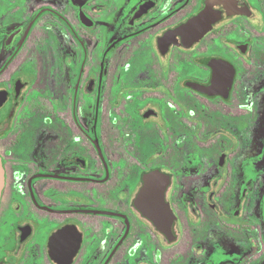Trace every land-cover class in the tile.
I'll return each instance as SVG.
<instances>
[{"label": "flooded vegetation", "instance_id": "af4514ba", "mask_svg": "<svg viewBox=\"0 0 264 264\" xmlns=\"http://www.w3.org/2000/svg\"><path fill=\"white\" fill-rule=\"evenodd\" d=\"M0 160V264H264V0H0Z\"/></svg>", "mask_w": 264, "mask_h": 264}, {"label": "water", "instance_id": "95a60500", "mask_svg": "<svg viewBox=\"0 0 264 264\" xmlns=\"http://www.w3.org/2000/svg\"><path fill=\"white\" fill-rule=\"evenodd\" d=\"M217 6H211L205 9L203 12H201L199 15L191 18L186 23L180 25L176 29L168 32L161 38L160 44L168 46V45H182V46H188L193 42H198L200 38L207 32L210 27L212 26L213 22L218 18L219 12L218 9H216ZM157 176V175H156ZM154 176V178H156ZM158 177V176H157ZM153 178V179H154ZM155 180H153L154 184ZM4 183V174H3V167L0 160V195L1 190ZM158 192V191H156ZM160 206L162 208H168L163 203V199L161 201ZM161 216H165L166 213L161 214H155V213H147L146 216L151 219L152 221L156 222V224L160 226L157 219H160Z\"/></svg>", "mask_w": 264, "mask_h": 264}, {"label": "rangeland", "instance_id": "374dc122", "mask_svg": "<svg viewBox=\"0 0 264 264\" xmlns=\"http://www.w3.org/2000/svg\"><path fill=\"white\" fill-rule=\"evenodd\" d=\"M211 108L213 109V110H212V111L214 112L213 114H215V116H218L217 113H218V111H219V107H217V106H216V107L212 106ZM220 111H221V110H220ZM216 152H217V146H213V147L210 148V154H213V153H216Z\"/></svg>", "mask_w": 264, "mask_h": 264}]
</instances>
